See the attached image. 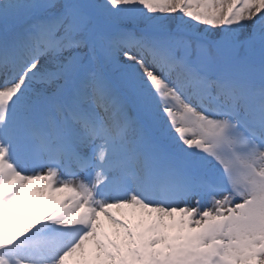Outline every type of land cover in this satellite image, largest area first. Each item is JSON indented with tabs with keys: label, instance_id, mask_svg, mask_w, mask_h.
Returning a JSON list of instances; mask_svg holds the SVG:
<instances>
[{
	"label": "snow or ice",
	"instance_id": "snow-or-ice-1",
	"mask_svg": "<svg viewBox=\"0 0 264 264\" xmlns=\"http://www.w3.org/2000/svg\"><path fill=\"white\" fill-rule=\"evenodd\" d=\"M9 16L0 264H264V0Z\"/></svg>",
	"mask_w": 264,
	"mask_h": 264
},
{
	"label": "rangeland",
	"instance_id": "rangeland-1",
	"mask_svg": "<svg viewBox=\"0 0 264 264\" xmlns=\"http://www.w3.org/2000/svg\"><path fill=\"white\" fill-rule=\"evenodd\" d=\"M85 2H99V0H85ZM30 22L29 18L18 19L13 16H9L7 19L0 17V28L8 27L10 30L15 32L21 31L27 24ZM102 27H106V25H102ZM203 27V26H200ZM214 31H219V29H215ZM243 55V54H241ZM115 79V76L113 75ZM135 114V110L134 113Z\"/></svg>",
	"mask_w": 264,
	"mask_h": 264
},
{
	"label": "bare ground",
	"instance_id": "bare-ground-1",
	"mask_svg": "<svg viewBox=\"0 0 264 264\" xmlns=\"http://www.w3.org/2000/svg\"><path fill=\"white\" fill-rule=\"evenodd\" d=\"M16 32L13 30H9L7 28H0V39L4 38L5 36L11 38ZM134 113V109L132 110Z\"/></svg>",
	"mask_w": 264,
	"mask_h": 264
}]
</instances>
